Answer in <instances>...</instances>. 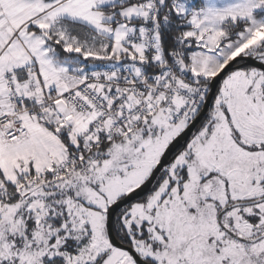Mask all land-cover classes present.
I'll list each match as a JSON object with an SVG mask.
<instances>
[{"label": "snow or ice", "instance_id": "obj_1", "mask_svg": "<svg viewBox=\"0 0 264 264\" xmlns=\"http://www.w3.org/2000/svg\"><path fill=\"white\" fill-rule=\"evenodd\" d=\"M0 264H264V0H0Z\"/></svg>", "mask_w": 264, "mask_h": 264}]
</instances>
